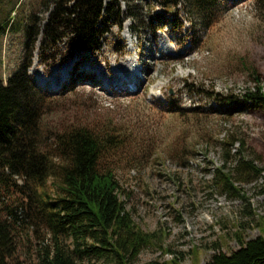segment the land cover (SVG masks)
<instances>
[{
    "label": "rangeland",
    "instance_id": "obj_1",
    "mask_svg": "<svg viewBox=\"0 0 264 264\" xmlns=\"http://www.w3.org/2000/svg\"><path fill=\"white\" fill-rule=\"evenodd\" d=\"M161 1L117 0L122 25L108 20L96 49L74 48L64 38L41 50L51 4L0 0V80L24 62L44 95V125L83 124L113 135L116 146L101 165L113 171L133 222L160 237V247L143 249L132 264L175 255L182 264H205L239 247L235 233L259 235L256 220L264 217L263 175L251 176L247 167L231 172L239 157L264 169V109L235 104L218 112L205 97L240 99L257 83L264 89V10L253 0H217L218 10L201 22L189 7L165 9ZM128 65L140 68L135 91L102 87L123 81ZM64 69L67 83L52 90L62 76L54 71ZM183 82L201 93L187 92ZM222 165L246 200L225 185ZM53 181L44 186L49 194ZM41 243L31 232L21 240L23 264H37Z\"/></svg>",
    "mask_w": 264,
    "mask_h": 264
},
{
    "label": "trees",
    "instance_id": "obj_2",
    "mask_svg": "<svg viewBox=\"0 0 264 264\" xmlns=\"http://www.w3.org/2000/svg\"><path fill=\"white\" fill-rule=\"evenodd\" d=\"M48 3L52 8L43 28L41 50L64 38L74 48L96 49L108 20L119 27L123 22L116 19L120 13L117 0H42L43 5ZM253 3L257 10H264V0ZM179 5L189 7L201 22L219 7L217 0L161 1L165 9ZM27 67L23 62L5 82L0 80V264H23L18 251L30 232L42 241L37 264H132L143 249L160 247L155 232L144 231L133 222L120 199L113 171L101 165L104 154L116 146L113 135L83 124L57 130L44 125V95L33 85ZM182 85L187 92L201 93L190 84ZM205 97L218 112L220 108L230 112L235 104L241 109H264L260 83L240 99L217 92H206ZM243 167L251 176L262 174L264 178V169L244 157L237 159L231 172ZM223 168L218 172L225 185L246 200L233 185L236 178ZM49 178L56 180L53 194L44 189ZM246 213L254 216L251 210ZM256 225L259 235L245 240L235 233L239 247L229 253L216 252L205 264H264V217H257ZM143 264L182 263L175 255Z\"/></svg>",
    "mask_w": 264,
    "mask_h": 264
},
{
    "label": "bare ground",
    "instance_id": "obj_3",
    "mask_svg": "<svg viewBox=\"0 0 264 264\" xmlns=\"http://www.w3.org/2000/svg\"><path fill=\"white\" fill-rule=\"evenodd\" d=\"M168 48H162L160 51H164V52H168ZM186 52V51H185ZM154 54L153 52L151 53V55ZM125 64H128V61H125ZM125 64H123V66H125ZM65 68V67H64ZM127 69L129 70L128 73L125 74V78L123 81L119 82V83H113L111 85L108 86H102L108 89H111L113 91H116L117 89H120V92H133L136 90V88L139 86V84L141 83V77L139 76L140 73V68L138 66H132V65H128ZM67 70V71H66ZM111 71V70H110ZM60 73L61 77L59 78V81L56 83H53L54 87H51L52 90H58L60 86H63L65 83H67V79L69 78V71L68 69H64V74H62L61 71H54V74ZM94 74V73H93ZM115 77H118V73H113ZM47 81V80H46ZM46 81H42L41 84H46ZM52 84V83H51ZM97 84H99V82H97Z\"/></svg>",
    "mask_w": 264,
    "mask_h": 264
}]
</instances>
